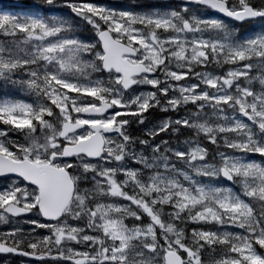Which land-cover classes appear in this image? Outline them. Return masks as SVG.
Wrapping results in <instances>:
<instances>
[{"label": "snow or ice", "instance_id": "1", "mask_svg": "<svg viewBox=\"0 0 264 264\" xmlns=\"http://www.w3.org/2000/svg\"><path fill=\"white\" fill-rule=\"evenodd\" d=\"M141 7L0 12V254L264 264V0Z\"/></svg>", "mask_w": 264, "mask_h": 264}, {"label": "rangeland", "instance_id": "2", "mask_svg": "<svg viewBox=\"0 0 264 264\" xmlns=\"http://www.w3.org/2000/svg\"><path fill=\"white\" fill-rule=\"evenodd\" d=\"M93 2H99V3H105V4H115V5H125V6H129V5H140L141 10H148L149 6H159L162 4H172V3H176L179 2V0H93ZM33 3V0H0V12H25V11H29L30 9L28 8L29 5H31ZM200 14H204V15H213L212 13H210L208 10H199ZM246 31V28H243L241 30ZM83 36H88L87 34H83ZM20 98H26L28 99V97L23 96ZM174 115V114H173ZM206 259H208L209 261L212 259L211 256H207Z\"/></svg>", "mask_w": 264, "mask_h": 264}, {"label": "flooded vegetation", "instance_id": "3", "mask_svg": "<svg viewBox=\"0 0 264 264\" xmlns=\"http://www.w3.org/2000/svg\"><path fill=\"white\" fill-rule=\"evenodd\" d=\"M26 258L12 255L0 254V262L2 264H23Z\"/></svg>", "mask_w": 264, "mask_h": 264}, {"label": "trees", "instance_id": "4", "mask_svg": "<svg viewBox=\"0 0 264 264\" xmlns=\"http://www.w3.org/2000/svg\"><path fill=\"white\" fill-rule=\"evenodd\" d=\"M243 28H241V30H242ZM83 34H87L88 36L90 35L89 33H87V32H82V35ZM23 99H25V100H27L26 98H23Z\"/></svg>", "mask_w": 264, "mask_h": 264}, {"label": "water", "instance_id": "5", "mask_svg": "<svg viewBox=\"0 0 264 264\" xmlns=\"http://www.w3.org/2000/svg\"><path fill=\"white\" fill-rule=\"evenodd\" d=\"M215 14V13H214ZM216 15V14H215ZM225 19H227V18H225Z\"/></svg>", "mask_w": 264, "mask_h": 264}]
</instances>
